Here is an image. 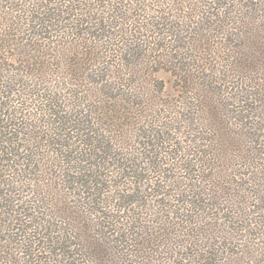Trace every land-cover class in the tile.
<instances>
[{
  "label": "trees",
  "instance_id": "16d2710c",
  "mask_svg": "<svg viewBox=\"0 0 264 264\" xmlns=\"http://www.w3.org/2000/svg\"><path fill=\"white\" fill-rule=\"evenodd\" d=\"M252 204L264 0H0V264H226Z\"/></svg>",
  "mask_w": 264,
  "mask_h": 264
},
{
  "label": "rangeland",
  "instance_id": "374dc122",
  "mask_svg": "<svg viewBox=\"0 0 264 264\" xmlns=\"http://www.w3.org/2000/svg\"><path fill=\"white\" fill-rule=\"evenodd\" d=\"M242 43V40H239ZM238 41L233 42V44L239 45ZM241 51H243L242 47H239ZM208 51L194 50L191 51V60L197 67L201 70L204 66L209 67L212 63L213 58L210 57ZM198 59V62H197ZM202 61V62H201ZM161 69L155 74V78L158 79L163 84L162 96L166 102L169 103L170 106L178 105L179 102L185 103L188 100H184L183 95H179L176 90V79L174 77L175 73L167 70L168 68H172V66L166 64L165 62L161 63ZM203 70V69H202ZM190 74L196 75L195 71L191 70ZM237 81V79L235 80ZM188 97V96H186ZM176 100L178 103H176ZM264 204L254 205L252 204L250 208L248 205L246 206L247 214L243 217L250 218L252 223H259L261 225L260 216H259V208ZM250 232V231H248ZM244 235V243L242 246L238 248H229L225 250L226 254L222 255V259L226 260L224 263L226 264H264V225L257 226L250 233H243ZM243 239V237H242ZM227 255V256H224ZM228 257V259H225Z\"/></svg>",
  "mask_w": 264,
  "mask_h": 264
}]
</instances>
